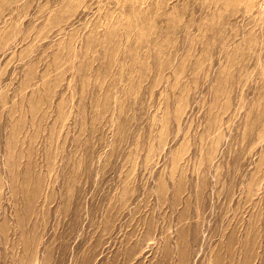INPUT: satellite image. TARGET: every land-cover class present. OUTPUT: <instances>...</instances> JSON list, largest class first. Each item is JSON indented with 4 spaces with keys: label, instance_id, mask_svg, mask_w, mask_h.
Returning a JSON list of instances; mask_svg holds the SVG:
<instances>
[{
    "label": "rangeland",
    "instance_id": "1",
    "mask_svg": "<svg viewBox=\"0 0 264 264\" xmlns=\"http://www.w3.org/2000/svg\"><path fill=\"white\" fill-rule=\"evenodd\" d=\"M0 264H264V0H0Z\"/></svg>",
    "mask_w": 264,
    "mask_h": 264
}]
</instances>
